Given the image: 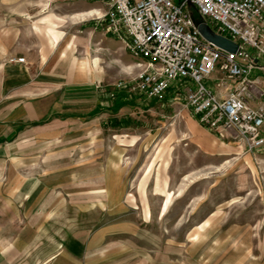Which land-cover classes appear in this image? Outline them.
<instances>
[{
  "label": "rangeland",
  "instance_id": "1",
  "mask_svg": "<svg viewBox=\"0 0 264 264\" xmlns=\"http://www.w3.org/2000/svg\"><path fill=\"white\" fill-rule=\"evenodd\" d=\"M72 1L0 0V50L37 40L39 6L65 16ZM84 23L61 28L80 35L84 99L103 105L6 147L0 264H264V150L220 139L171 94L130 90L138 60ZM19 65L25 55L0 56V87Z\"/></svg>",
  "mask_w": 264,
  "mask_h": 264
},
{
  "label": "built area",
  "instance_id": "2",
  "mask_svg": "<svg viewBox=\"0 0 264 264\" xmlns=\"http://www.w3.org/2000/svg\"><path fill=\"white\" fill-rule=\"evenodd\" d=\"M189 1L241 52L204 39ZM101 18L138 60L130 90L150 99L171 94L220 139L240 140L249 150L264 146V91L251 77L256 67L264 69L256 61L264 58V0H106Z\"/></svg>",
  "mask_w": 264,
  "mask_h": 264
},
{
  "label": "crops",
  "instance_id": "3",
  "mask_svg": "<svg viewBox=\"0 0 264 264\" xmlns=\"http://www.w3.org/2000/svg\"><path fill=\"white\" fill-rule=\"evenodd\" d=\"M102 5L99 0H73L70 3L71 14L65 16L39 6L36 11L38 14L29 18L36 26L43 24V27L37 28V40L28 41L19 53L16 49L2 47L0 56L25 55L28 66L7 67L10 74L1 83L0 90L4 94L0 95H3L0 98V157L4 155L8 144L16 143L30 127L58 118L78 117L85 110L93 109L90 107L93 103L89 104L83 94L85 89L94 86L93 83L76 80L77 74H82L84 69V61L76 56L75 48L80 35L62 30L61 24L65 20L72 25L85 22L84 26L89 28L88 38H91V33L100 28V23L101 28L106 29L107 24L101 18L106 7ZM25 20L28 21V17ZM256 61L260 65L264 64V58H257ZM47 65L52 66L49 68ZM35 66H39L40 72L35 70ZM60 70L64 72L61 76ZM251 77L260 80L259 85L264 91V69L256 67ZM252 103L257 106L259 100H252ZM99 104L103 105L97 101L96 108ZM260 150H264V146Z\"/></svg>",
  "mask_w": 264,
  "mask_h": 264
},
{
  "label": "water",
  "instance_id": "4",
  "mask_svg": "<svg viewBox=\"0 0 264 264\" xmlns=\"http://www.w3.org/2000/svg\"><path fill=\"white\" fill-rule=\"evenodd\" d=\"M187 8L195 26L197 27L204 39L225 51L233 53L241 52V47L237 42L229 39L224 35L216 33L210 27L207 20L191 1L188 2Z\"/></svg>",
  "mask_w": 264,
  "mask_h": 264
}]
</instances>
